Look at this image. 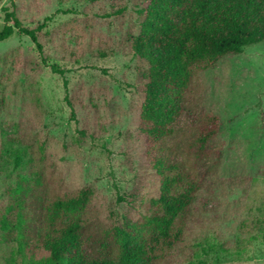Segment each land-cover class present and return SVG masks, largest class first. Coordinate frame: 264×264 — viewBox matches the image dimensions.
<instances>
[{
	"label": "rangeland",
	"instance_id": "374dc122",
	"mask_svg": "<svg viewBox=\"0 0 264 264\" xmlns=\"http://www.w3.org/2000/svg\"><path fill=\"white\" fill-rule=\"evenodd\" d=\"M148 4L16 1L23 26L41 27V48L18 30L0 43V203L27 173L14 155L33 154L49 197L91 189L88 215L100 231L153 216L161 179L147 152L157 142L151 148L140 128L148 64L132 47ZM5 7L11 0H0V31ZM190 90L180 122L217 115L222 158L182 241L155 264H264V41L199 72ZM11 242L0 230V264L20 263L9 261Z\"/></svg>",
	"mask_w": 264,
	"mask_h": 264
},
{
	"label": "trees",
	"instance_id": "16d2710c",
	"mask_svg": "<svg viewBox=\"0 0 264 264\" xmlns=\"http://www.w3.org/2000/svg\"><path fill=\"white\" fill-rule=\"evenodd\" d=\"M16 1L11 0V9H2L5 25L0 43L18 30L41 48L37 35L41 27L23 26ZM148 2L140 10L143 21L132 47L134 55L148 64L140 128L151 148L157 142V151L147 152L148 165L161 179L153 216L142 224L126 222L100 231L88 215L90 188L51 198L41 160L37 164V156L26 159L16 153L15 166L27 173L18 174L0 203V230L14 243L9 261L155 264L182 241L196 195L222 158L216 145L222 126L217 115L202 111L196 120L199 129L192 122H180L193 78L221 59L264 41V0Z\"/></svg>",
	"mask_w": 264,
	"mask_h": 264
}]
</instances>
